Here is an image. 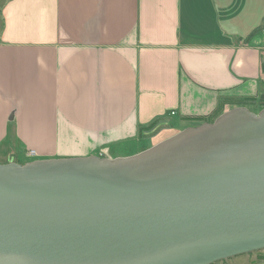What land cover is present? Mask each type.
Wrapping results in <instances>:
<instances>
[{"label": "crops", "instance_id": "crops-1", "mask_svg": "<svg viewBox=\"0 0 264 264\" xmlns=\"http://www.w3.org/2000/svg\"><path fill=\"white\" fill-rule=\"evenodd\" d=\"M262 94L264 0H0V165L133 156Z\"/></svg>", "mask_w": 264, "mask_h": 264}, {"label": "water", "instance_id": "water-1", "mask_svg": "<svg viewBox=\"0 0 264 264\" xmlns=\"http://www.w3.org/2000/svg\"><path fill=\"white\" fill-rule=\"evenodd\" d=\"M264 251V108L133 156L0 165V264H216Z\"/></svg>", "mask_w": 264, "mask_h": 264}, {"label": "rangeland", "instance_id": "rangeland-1", "mask_svg": "<svg viewBox=\"0 0 264 264\" xmlns=\"http://www.w3.org/2000/svg\"><path fill=\"white\" fill-rule=\"evenodd\" d=\"M248 102H250V101H248ZM232 107H234V108H236V107H245L250 112L255 113V114H257L263 108V107H261V106L258 105L257 101L255 103H252L251 105H240V106L235 105L234 102H233L232 103ZM223 111H225V110H221L220 114H222ZM213 119L212 120L209 119L208 121L211 122V121H213ZM206 123H208V122H206ZM162 130H163V128H159V130L157 131V133H159ZM172 135H174V134L169 133V136H166V137H163V138L166 139V138H168V137H170ZM156 143H158V142H156ZM136 149H137V147L135 148V150ZM261 259H264V251L263 252H258V253H253V254H249V255H245V256H241V257H237V258L230 259V260H226V261H222V262H218L216 264H253V263H256L258 261H261Z\"/></svg>", "mask_w": 264, "mask_h": 264}, {"label": "trees", "instance_id": "trees-1", "mask_svg": "<svg viewBox=\"0 0 264 264\" xmlns=\"http://www.w3.org/2000/svg\"><path fill=\"white\" fill-rule=\"evenodd\" d=\"M256 101H250V102H248V101H237V102H234V104L235 105H251L252 103H255ZM257 103H258V105L259 106H261V107H263L264 108V94H262V95H260L259 97H258V99H257ZM220 115V111L219 110H217L212 116H211V120L214 118H216V117H218ZM213 119V120H214ZM210 122V121H209ZM208 122V123H209ZM212 122V121H211ZM203 123H206V122H203ZM200 124H202V123H200V122H196L195 124H194V126H197V125H200ZM150 130V129H149Z\"/></svg>", "mask_w": 264, "mask_h": 264}, {"label": "built area", "instance_id": "built-area-1", "mask_svg": "<svg viewBox=\"0 0 264 264\" xmlns=\"http://www.w3.org/2000/svg\"><path fill=\"white\" fill-rule=\"evenodd\" d=\"M32 155H34L33 152H29V156H32Z\"/></svg>", "mask_w": 264, "mask_h": 264}]
</instances>
